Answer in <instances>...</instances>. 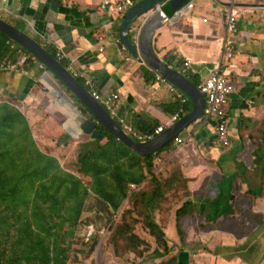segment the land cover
Returning a JSON list of instances; mask_svg holds the SVG:
<instances>
[{"label": "crops", "instance_id": "obj_1", "mask_svg": "<svg viewBox=\"0 0 264 264\" xmlns=\"http://www.w3.org/2000/svg\"><path fill=\"white\" fill-rule=\"evenodd\" d=\"M118 1L109 0L112 5ZM190 1L193 5L183 15L175 17L173 13L166 23L155 29L153 50L163 60L168 58L171 66L181 71L184 69L183 73L189 78H197L198 83L207 77L211 68L220 65L235 88L226 107L231 138L227 148L216 145L213 122L202 119L176 135L183 138L182 143L176 144L172 139L170 144L182 162L183 172L192 179L191 190L198 192L200 185L192 182L194 177H200L202 167H206L205 157L209 163L213 160L215 164H222L224 157L232 160L235 155L237 160H247L250 151L260 150L254 142L264 132V0ZM168 2L166 0L164 5ZM161 5L160 8L165 9ZM231 10L236 16L238 32L227 38L223 19ZM111 12L104 0H0L1 18L20 26L42 45L59 48L69 69L83 78L91 92L114 96L117 115L135 129L137 123H144L147 127L155 123L174 124L185 112L175 122L171 121V116L180 106L186 107L189 103L181 105L169 92L168 85L156 80V74L151 75L150 81L144 80L142 67L146 66L145 63L141 58H133L115 41L121 19H114ZM146 16L142 17L140 25ZM139 29V25L134 24L132 35L129 29L130 39L135 43ZM225 39L233 46L234 53L232 58L220 60ZM185 61L189 63L187 67L183 66ZM32 62L31 67L22 66L20 71L0 68V120L1 127H6V138L9 139L10 133L15 131L18 134L21 124L26 122L33 145L41 153L55 157L61 169L80 178V157L84 154L91 164L104 166L106 156L99 158V152L106 138L99 130V123L50 70L42 67L39 60ZM173 101H177L178 106L170 111ZM19 113L20 121H15L13 118ZM20 140L24 139L15 137L10 143ZM223 149L229 150L223 153ZM129 159L122 158L121 168L129 176L138 177L142 169ZM260 162L251 166V170H259L254 174L257 175V184L252 189L261 184L263 197L258 204L251 202L253 225L248 229L242 227V233L237 232L232 223L238 222L230 215L229 228L213 227L200 233L199 240L207 242L210 249L207 255L200 253L201 248L196 243L189 242L175 252L176 264H194L191 256L198 259L197 264H264V229L259 233L256 231V237H250L264 220V162ZM243 163L247 166L245 161ZM175 168L168 169V172ZM83 175L89 179L86 181H91L90 175ZM107 180L113 182L109 175ZM250 185L246 178V189ZM88 197V201L104 207L98 209L99 212L109 211L94 193L90 192ZM255 197L256 194V200ZM195 204L202 214L208 212L200 198H195ZM255 245L257 248L254 249ZM205 257L218 260L205 261Z\"/></svg>", "mask_w": 264, "mask_h": 264}, {"label": "trees", "instance_id": "obj_2", "mask_svg": "<svg viewBox=\"0 0 264 264\" xmlns=\"http://www.w3.org/2000/svg\"><path fill=\"white\" fill-rule=\"evenodd\" d=\"M117 18L121 19L122 16ZM16 26L20 28V26ZM9 41L11 40L0 31V64L15 55L14 51L10 49ZM43 46L57 57L64 67L69 68V64L59 51V48L49 44H44ZM26 52L30 57L20 60L19 64L31 67L32 61L36 60V57L29 51ZM165 60L172 65L168 58ZM142 71L146 82L151 80V75L156 74L146 66L142 67ZM75 77L88 89L83 78L76 74ZM190 79L196 85L198 84V80L194 76H191ZM171 104L173 105H171L172 109L170 111L176 110L178 102L173 101ZM189 109L190 107L186 106L184 112H188ZM15 115L17 116L13 119L20 121L18 116L20 113ZM137 124L136 129L141 130L140 132L145 134H152L154 128L158 125L155 123L156 125L152 124L147 127L144 123ZM1 125L2 122L0 120V264H67L70 258L71 243L66 241V236L70 227L81 221L85 201L90 192L94 193L107 206L109 218L116 212L118 214L122 212L121 216L125 218L133 211L131 205L141 204L139 215L142 212L144 224L157 243V247L154 249L155 256L161 257L168 253L165 233L163 228L155 221L154 215L156 212L161 214L167 212L166 206L160 209L166 191L172 190L173 186L183 190L187 178L185 176L186 173L179 167H176L169 177L163 178L161 172L154 171L153 158L159 156L165 159V156L172 150L170 147L172 140L154 154L140 155L130 150L112 133L98 124L101 134L106 138V142L101 145L99 158L106 156V163L104 166L101 163L91 164L86 154L81 155V166L78 172L91 176V181L85 183L73 173L61 169L55 157L45 155L38 149L36 150L40 160L39 163L35 161L30 165L29 163H23L27 168L19 169L17 159L22 160L19 157L20 154L29 151L28 143L25 142L30 136L28 124L26 122L21 124L19 127L20 132L18 134H16L17 131L10 133L9 139L6 138V127H1ZM15 137L24 140L10 143ZM29 139L33 144V140ZM22 148H28V150L26 149L23 152ZM257 151L259 152L257 149L254 153L256 154ZM30 156L33 157L34 155ZM125 157H130L129 160L135 166L141 167V175L134 178L122 170L120 161ZM238 166L241 168L242 179L245 180L247 177H244V166L246 165L240 163ZM107 175L112 179V183L107 182ZM223 178L224 176L220 181ZM168 181L179 185H166ZM217 182L219 181L214 182V185L217 186ZM130 183L137 185L135 189L130 187ZM231 185L233 190V180ZM186 187L191 190L190 185L186 184ZM252 187H254V184L251 183L247 192L254 195L260 194L261 184L256 188L252 189ZM216 189L217 193L211 201H203L205 207L206 203L211 204L203 218H198L200 215L196 213L192 203L193 200H185L175 210L177 233L182 239L184 247L188 244L184 242L185 234L183 229L186 230L188 225L190 227L193 226V218L198 219L200 230H203L212 221L222 220L226 215L234 217L238 222L237 224L241 225V227L245 226L248 229V226H250L247 224L246 219L248 217L252 219V217L239 213L241 211L237 210L235 202L233 203L235 199L233 196L235 195L231 194L232 208L225 210L221 208L220 204V200L222 201V196L224 195L218 187ZM180 198L181 195L175 193V201L180 200ZM107 208L106 210H108ZM126 226L124 221L116 224L108 237L109 242L117 246L122 241L124 242L123 249L125 251H135L141 254L142 251H137V247L142 244V240L132 232V228L128 229ZM258 228L264 229V220L260 222ZM256 234L254 232L250 237H256ZM90 241L96 242L95 238L92 237H90ZM176 262L177 257L174 255L168 261L151 264H176Z\"/></svg>", "mask_w": 264, "mask_h": 264}, {"label": "rangeland", "instance_id": "obj_3", "mask_svg": "<svg viewBox=\"0 0 264 264\" xmlns=\"http://www.w3.org/2000/svg\"><path fill=\"white\" fill-rule=\"evenodd\" d=\"M125 15V14H124ZM123 15V16H124ZM144 15L139 16L135 19V21L130 26V33L132 35L133 30L132 27L134 24L139 25L140 28V22L143 19ZM64 57V55H63ZM76 74V73H75ZM77 75V74H76ZM103 97V96H102ZM189 106V105H188ZM190 107V106H189ZM113 117H117V115H114ZM258 141L254 142V146H260L259 152L257 151L256 154L250 151V156L247 160H237L236 156L234 155L232 160H227L226 157L223 159L222 164H215L212 160L211 163L209 159L205 157V161L207 162L206 167H202V170L200 171V177L196 176L194 177V182L192 184L199 186L198 192L188 190L186 187L187 185H191V178L186 176V183L184 185L183 190L179 187L174 188L170 191H166L164 196V201L161 203V207L166 206L167 212L164 214H161L159 212H156L154 215L155 221L163 228L165 239L167 241L168 245V253L164 256L157 257L155 256L154 249L157 247V243L155 241V238L150 235L148 228L144 224L143 215L142 212L139 215V209L142 207L141 204L131 205V208L133 209L132 213L130 215H127L125 218H123L122 212L118 214L116 212L114 215H112L109 218V213L107 211L99 212L98 209L103 210L104 207L98 203V202H91L88 201L90 197H87L85 201V207L84 212L81 215V221L70 227L69 233L66 236V241L71 243L70 253H69V260L67 264H151L155 262H161V261H168L171 257H173L177 249L184 247V244L182 243V239L179 237L177 233L176 223H175V210L187 199L193 200V206L195 207L196 213H198L200 216L198 218H203V215L201 212L197 209V204H195V198H200L201 201L209 202L211 201L216 193L218 187L220 189V192L224 196H222V201L220 200L221 208L225 210H230L232 208L231 204V194H234L235 199L233 203L235 202L236 209L240 210L242 213L246 216L253 215L252 211V205L258 204L257 201L259 199H262V193L256 195V200L254 199V194L247 192V189L245 187L246 179H242V175L240 174L241 168L238 166V164L243 163L244 161L247 163V166L245 167V174L244 177H247L249 181H251L252 184L256 185L257 181L255 177L257 175H254L256 172H259V170H251V166L255 165L257 163H261L260 161L264 162V132L260 134V136L256 137ZM29 151L24 154H20L19 157H21L22 160L19 158L17 159V165L19 169H25L26 166L23 165L26 163H33V161L39 163V156L37 155V150L35 146L29 141ZM251 141V140H250ZM217 145V144H216ZM227 148V147H226ZM28 150V148H22V151ZM221 149V148H219ZM229 149H223V153H227ZM176 151V150H175ZM173 149L165 156V161L162 164L160 168L157 170H154L156 172H161L163 178L169 177L175 170H172L168 172V169H171L172 167H179L182 170L181 161L179 162L178 158L174 154ZM19 154V151H18ZM30 155H34L33 157ZM259 157V159H257ZM202 160V159H201ZM204 161V160H203ZM28 165V166H29ZM184 166H188V163H183ZM183 171V170H182ZM164 173V175H163ZM210 173V174H209ZM253 174V175H252ZM79 177L85 180L86 183H89L88 178L84 177L83 173L78 174ZM206 175L204 178L203 176ZM223 178V180L220 181V179ZM82 179V180H83ZM83 180V181H84ZM233 180L234 189L232 190L231 182ZM217 182V186L214 185V182ZM171 181H168L166 185H173L178 183H170ZM179 185V184H178ZM201 192V193H200ZM175 193L178 195H181L180 200L175 201ZM197 202V201H196ZM104 206L105 204L102 203ZM169 206H168V205ZM211 204L206 203V207L210 208ZM159 209V211H160ZM96 210V211H94ZM157 210V209H156ZM155 212V211H154ZM206 215V214H205ZM217 217V216H216ZM226 216L222 220L212 221L209 225H207L203 230H200V226L198 225L197 218H193L192 223L193 226H187L186 230L183 229V233L185 234V240L184 242L188 244L189 242L196 243L201 248L199 251L201 254L209 253L210 249H208L207 242L202 243V241L199 240L200 233H203L213 227H225L229 228V223L231 221V217ZM247 224L253 225V222H255L254 219H249V217L246 219ZM121 221H124V223L127 225L126 227L132 228V232L142 240V244L137 247V251L141 250V254H138V252H132L129 250L123 249L124 242L120 241L117 246L113 244L112 242H109L108 237L111 233L112 228L120 223ZM170 226H169V225ZM234 226V230H237V232L242 233L243 228L237 227V223H232ZM92 226V234L88 236V227ZM198 226V227H197ZM236 226V228H235ZM167 231V232H165ZM90 237L95 238L96 242H91ZM208 241V240H207ZM187 246V245H186ZM220 246H217L219 248ZM221 248V247H220ZM257 248L255 245L254 249ZM249 252V251H248ZM247 254V252H246ZM216 255V254H215ZM192 261H194V264H197L198 259H195L193 256H191ZM203 260H209L205 257ZM218 258H214L212 262H216ZM177 263V262H176ZM205 263V262H204ZM205 264H211V263H205Z\"/></svg>", "mask_w": 264, "mask_h": 264}, {"label": "water", "instance_id": "obj_4", "mask_svg": "<svg viewBox=\"0 0 264 264\" xmlns=\"http://www.w3.org/2000/svg\"><path fill=\"white\" fill-rule=\"evenodd\" d=\"M190 0H136L125 15L121 18L118 27V38L125 50L135 59L141 58L143 63L152 71L162 75L167 81L185 93L190 101V109L177 122L166 127L154 137L138 142L124 132L115 119L96 100L92 92L85 85L80 83L75 74L64 67L59 59L52 55L38 40L21 30L14 24L9 23L0 17V31L10 40L16 42L36 57L48 70H50L70 92L95 118L104 129L112 133L130 150L140 154L149 155L156 153L166 143L171 141L181 130L187 128L191 123L198 120L202 115L203 96L197 85L182 71L171 66L160 58L152 46V36L158 27L166 23L172 14L180 9ZM160 4L165 9L160 8ZM161 5V6H162ZM140 25L137 43L129 36L131 24L141 15H146ZM233 94V93H232ZM230 95V98L232 97Z\"/></svg>", "mask_w": 264, "mask_h": 264}, {"label": "built area", "instance_id": "obj_5", "mask_svg": "<svg viewBox=\"0 0 264 264\" xmlns=\"http://www.w3.org/2000/svg\"><path fill=\"white\" fill-rule=\"evenodd\" d=\"M104 2L108 4V7H110L112 11L111 14L114 16V19H116V17H120V16L123 17L127 9L131 5H133L135 0H120L116 2L114 5H112L109 2V0H104ZM192 5H193L192 2L188 1L175 12L174 16L179 17L183 15L184 11L186 9L191 8ZM223 20H224V26L226 32L225 37L229 38L230 35H235L238 32L235 13L232 10L229 11L224 16ZM11 41H9L8 44L10 45V49L14 51L15 58L14 57L10 58L5 62L1 63L0 68L1 70L4 71H10V70L20 71L23 67L19 64V61L22 59L29 58L30 55L26 52L27 50L24 51L25 48H22V46H20L16 42L14 41L11 42ZM115 41L120 44L122 49H125L124 46L121 45L118 37L116 38ZM233 53H234L233 46L231 45V43L229 42L227 43V40L225 39L222 45L220 60L226 58H232ZM58 56L60 57L59 53ZM188 65H189L188 61H185L183 63V66L187 67ZM42 67L45 66L42 64ZM182 72H184V69H182ZM155 78L157 81L166 83L168 85L169 92L174 94V96L180 101L181 105H187L188 103L190 105L189 98L185 95V93L179 90L178 88H176L174 85L170 84L165 77L156 73ZM197 87L201 92L204 100L202 115L199 119H202L203 121L213 122L215 143L219 147L226 148L230 145L231 142V138L229 136V131H228L229 118L227 116L226 107H227L228 99L230 95L235 91V88L233 84L225 77L224 73L221 70L220 65L218 67L211 68L207 77L201 80L197 84ZM92 95L96 100H98L103 105V107L109 112V114L112 117L114 115H117L116 106L113 104V97H114L113 95L106 94L102 97L100 94L93 91H92ZM184 110L185 107L180 106L179 109L176 112H174V114L171 116V121L172 122L177 121L181 113L184 112ZM113 118L124 132H126L132 139L138 142H143L154 137L156 134L160 133L166 127L171 125V122L158 125L154 128L152 134H145L136 130L131 124L127 123L123 117H119L117 115V117H113ZM173 139L176 144H180L183 142V138L179 136H175ZM164 161L165 159H163L162 157L155 156L153 158V162L155 164L154 169L156 170L160 168L164 163ZM129 185L131 188H135L134 183H130ZM91 234H92V226H89L88 236H90Z\"/></svg>", "mask_w": 264, "mask_h": 264}, {"label": "flooded vegetation", "instance_id": "obj_6", "mask_svg": "<svg viewBox=\"0 0 264 264\" xmlns=\"http://www.w3.org/2000/svg\"><path fill=\"white\" fill-rule=\"evenodd\" d=\"M253 219V218H252ZM256 231H258V233L261 231V229L260 228H257L256 230H255V232ZM252 233H254V230L252 231Z\"/></svg>", "mask_w": 264, "mask_h": 264}, {"label": "clouds", "instance_id": "obj_7", "mask_svg": "<svg viewBox=\"0 0 264 264\" xmlns=\"http://www.w3.org/2000/svg\"><path fill=\"white\" fill-rule=\"evenodd\" d=\"M121 43V42H120ZM122 45V44H121Z\"/></svg>", "mask_w": 264, "mask_h": 264}]
</instances>
